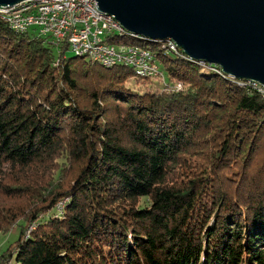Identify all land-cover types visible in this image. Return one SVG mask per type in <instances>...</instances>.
<instances>
[{"label": "trees", "instance_id": "1", "mask_svg": "<svg viewBox=\"0 0 264 264\" xmlns=\"http://www.w3.org/2000/svg\"><path fill=\"white\" fill-rule=\"evenodd\" d=\"M108 39L160 76L0 14V232L19 226L0 264H264V91Z\"/></svg>", "mask_w": 264, "mask_h": 264}, {"label": "water", "instance_id": "2", "mask_svg": "<svg viewBox=\"0 0 264 264\" xmlns=\"http://www.w3.org/2000/svg\"><path fill=\"white\" fill-rule=\"evenodd\" d=\"M22 0H0V6ZM131 34L172 39L185 55L264 85V0H96Z\"/></svg>", "mask_w": 264, "mask_h": 264}, {"label": "built area", "instance_id": "3", "mask_svg": "<svg viewBox=\"0 0 264 264\" xmlns=\"http://www.w3.org/2000/svg\"><path fill=\"white\" fill-rule=\"evenodd\" d=\"M96 0H22L14 5L0 6L2 19L26 28L37 26L44 35H49L52 43L65 42L71 51H87V44L96 41V35L112 29L124 27L112 17H101L96 12ZM176 53L184 55L172 40L165 42ZM104 60L120 59L136 66L152 67L151 76H160L159 67L150 60V54L121 50V44H106ZM201 64L212 70H219L212 63L201 60ZM213 65V66H210ZM245 84L256 87L261 92L264 86L250 79H241ZM180 88V84H176Z\"/></svg>", "mask_w": 264, "mask_h": 264}, {"label": "bare ground", "instance_id": "4", "mask_svg": "<svg viewBox=\"0 0 264 264\" xmlns=\"http://www.w3.org/2000/svg\"><path fill=\"white\" fill-rule=\"evenodd\" d=\"M96 12L98 14H100L101 17H112V15L100 11L98 6H97V4H96ZM1 19H2V14H1ZM2 20L7 22L8 24H10L15 29H19V30L25 29L23 27H20L18 25L13 24L8 19H2ZM114 34L124 35V34H131V33L128 32L125 28L124 29H112L111 31L101 32L100 34L96 35V41H93V42H90L89 44H87V51H74V53L77 54V55H87L93 61L101 63L103 65H107V66H114L116 64L128 65V66L134 68L136 71H138L141 75L150 77L151 74H152V67L136 66L133 63L124 62V61H121L120 59L104 60V53H90V52H99V51H101L103 49H106V44H113V43H109L110 41H108L109 40L108 36L109 35H114ZM131 35H133V34H131ZM135 36H138V35H135ZM139 37H142V36H139ZM144 39H147V38H144ZM148 40H150V39H148ZM159 41L163 42V45L165 46L164 48H166L167 50L169 49V51H172L173 53H176L175 50L172 49V47L168 46L165 43V42H168V39L164 40V41H162V40H159ZM121 50H131V51H135L137 53H148V54H150V60L152 62L156 63L155 54L151 50H149L148 48L139 47L137 45H128V44H122L121 43ZM176 54H178L180 57L191 58L193 61H199V64L202 67L205 68V66H203L201 64V60H196V59H194L192 57H189V56H187L185 54L183 55L181 53H176ZM215 65L217 66V68H219L220 72H223V69H222V67L219 64L215 63ZM206 69H209V68H206ZM210 70H212V69H210ZM232 78H234V77H232ZM234 79L238 80V81H241V79H237L236 77ZM257 83L260 84L259 82H257ZM260 85H262V84H260ZM262 86H264V85H262Z\"/></svg>", "mask_w": 264, "mask_h": 264}, {"label": "rangeland", "instance_id": "5", "mask_svg": "<svg viewBox=\"0 0 264 264\" xmlns=\"http://www.w3.org/2000/svg\"><path fill=\"white\" fill-rule=\"evenodd\" d=\"M108 41H110V40H108ZM109 43H111V42H109ZM181 50H182V49H181ZM182 51H183V50H182ZM183 53H184V52H183ZM167 54H168L169 56L173 57L172 52H168ZM65 56L69 58V57H74L75 54H74L73 51H71V50L68 48V49H66V51H65ZM84 59L89 60V57H88V56H85ZM76 60H78V59H76ZM163 64H164V63L161 62V65H160L161 70H163ZM98 65H100V64H98ZM100 66H101V65H100ZM101 71H102V72H107V71L104 69V67H102V66H101ZM163 72L165 73V71H163ZM132 78H134V76H132V77L127 81V85H128V86H132V85L139 86L138 84H135V83H134V81L132 80ZM263 91H264V90H263ZM18 235H19V226H18V225H14L12 228L9 229V231H7V232L4 233V234L0 232V251L5 250V249L8 247V245H9L10 243L14 242V241L18 238Z\"/></svg>", "mask_w": 264, "mask_h": 264}]
</instances>
